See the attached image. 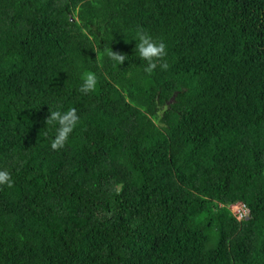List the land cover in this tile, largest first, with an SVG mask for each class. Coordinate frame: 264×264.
I'll return each instance as SVG.
<instances>
[{"label": "trees", "instance_id": "obj_1", "mask_svg": "<svg viewBox=\"0 0 264 264\" xmlns=\"http://www.w3.org/2000/svg\"><path fill=\"white\" fill-rule=\"evenodd\" d=\"M0 169V264H264V0H0Z\"/></svg>", "mask_w": 264, "mask_h": 264}, {"label": "clouds", "instance_id": "obj_2", "mask_svg": "<svg viewBox=\"0 0 264 264\" xmlns=\"http://www.w3.org/2000/svg\"><path fill=\"white\" fill-rule=\"evenodd\" d=\"M133 40L136 41L135 50L139 54V59L141 61L146 62V65L144 67V71L146 73L148 74L153 73L157 69V67H159L162 71L168 70L169 68L168 63L166 62L161 63L163 58L166 57L167 55V46L162 39L161 40L155 39L146 30L138 29L133 34ZM108 55L111 60H113L115 63L120 65L126 59L124 55L117 54L113 51L109 52ZM97 84H98L97 76L93 72L90 71L85 72L83 73L82 76L80 91L83 93L94 91L97 88ZM47 122L49 125L53 127L55 132L54 138L51 142V148L53 150H59L64 147L65 142L68 140L70 133L73 131L75 125L78 122V118L75 115V110L73 109L67 113L52 112L48 117ZM12 183L13 181H12L11 173L6 169H0V185H7L11 187ZM246 210H248L249 215L243 217H250V211L247 207Z\"/></svg>", "mask_w": 264, "mask_h": 264}, {"label": "rangeland", "instance_id": "obj_3", "mask_svg": "<svg viewBox=\"0 0 264 264\" xmlns=\"http://www.w3.org/2000/svg\"><path fill=\"white\" fill-rule=\"evenodd\" d=\"M234 212L239 216V217H243V216H247L249 215L248 210H246L245 205L239 204L237 206L234 207Z\"/></svg>", "mask_w": 264, "mask_h": 264}]
</instances>
